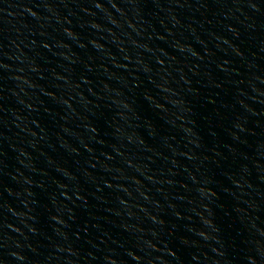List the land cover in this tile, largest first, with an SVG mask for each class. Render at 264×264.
Segmentation results:
<instances>
[{
	"label": "water",
	"instance_id": "95a60500",
	"mask_svg": "<svg viewBox=\"0 0 264 264\" xmlns=\"http://www.w3.org/2000/svg\"><path fill=\"white\" fill-rule=\"evenodd\" d=\"M0 264H264V0H0Z\"/></svg>",
	"mask_w": 264,
	"mask_h": 264
}]
</instances>
